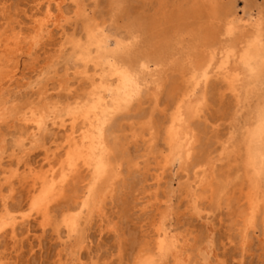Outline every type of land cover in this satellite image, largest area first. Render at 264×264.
I'll list each match as a JSON object with an SVG mask.
<instances>
[{
	"label": "bare ground",
	"instance_id": "obj_1",
	"mask_svg": "<svg viewBox=\"0 0 264 264\" xmlns=\"http://www.w3.org/2000/svg\"><path fill=\"white\" fill-rule=\"evenodd\" d=\"M121 1L97 0L98 15L78 22L75 61L62 75L38 52L57 31L65 35L73 8L85 14L84 0H37L28 24L2 7L0 264H18L23 241L34 251L49 229L55 264H225L211 232L215 215L221 225L227 217L236 253L250 251L255 237L264 249V2ZM107 13L114 24L105 23ZM26 55L38 79L22 97L11 86ZM211 96L243 108L227 139L217 118L202 114ZM232 105L222 104V114ZM14 124L20 151L3 129ZM28 144L43 146L42 162L29 159ZM223 160L235 163L231 169L241 161L239 184L230 185L231 170L216 173ZM173 167L186 176L176 186ZM181 195L206 219L204 233L176 225ZM134 218L141 223L131 229ZM105 233L116 238L115 261L100 262L94 249Z\"/></svg>",
	"mask_w": 264,
	"mask_h": 264
},
{
	"label": "rangeland",
	"instance_id": "obj_2",
	"mask_svg": "<svg viewBox=\"0 0 264 264\" xmlns=\"http://www.w3.org/2000/svg\"><path fill=\"white\" fill-rule=\"evenodd\" d=\"M117 1H119V4H118L120 5L119 7L124 6L123 1L121 0H117ZM240 1L241 0L237 1L239 6L243 4ZM258 1L260 3L264 2L263 0H258ZM79 2H81V0H79ZM36 3H37V0H0V12L3 6H7V8H10L13 11H16L17 16L19 15L22 18V20L28 24L29 23L28 17L32 12L35 11ZM84 4H85V8L87 9L85 14H82V15L80 14L76 16L75 15L76 9L75 8L72 9L69 15L70 18L68 19L65 25V32H66L65 35L61 38L60 35L62 33L60 31H57L53 39H51L52 41L50 43H45L41 45V50L38 52L39 58L41 60L45 58L42 61V64L44 65L46 64V62H49V64L52 66V67H49V70H52L53 68H59L58 73L60 75L63 74V72L65 71V67L68 66V63L75 61V57L73 54V49H72L70 40H72V38H74L75 36L78 37L81 35V25L78 22L81 20H87L93 17L94 15L96 16L97 14L95 13L96 10L98 9L97 0H84ZM100 7L103 8V10L107 9V7H102V6ZM114 12L116 16H118V14L116 13V9L113 11V13ZM113 13L111 14L107 13L106 15H104L105 23L114 24L113 18L115 19V16L113 15ZM98 18L101 21V17H98ZM113 30L114 29H112L111 33L113 32L114 34ZM113 39L114 37L111 36L110 40L112 41ZM55 42H58V43L55 44ZM64 45L66 47H64ZM111 45H113V42L111 43ZM61 47H63L62 51L60 50ZM32 58H33V55H26V57L22 58L20 71L17 73L18 80L14 82L11 86L13 89L12 91H17L20 95H22V97H25L26 94L31 95L30 92L32 90V86L28 84V81L30 80L35 81L36 79H38L37 74L35 75L33 74L34 73L33 69H35V66L33 64ZM72 69H74V67ZM78 83L79 82L77 81L76 87H79ZM41 87L42 85H37L36 87L33 88V90L36 91L34 92V94H32L33 97H35V95H38V93L42 91ZM63 92L64 91H61V93ZM221 101H223L222 104L224 103L233 104L230 110V113H231L230 115H226L225 113L224 115L222 114ZM148 105H149L148 101H146L143 104L144 107H149ZM242 109L243 108L241 107L240 104L235 106V100H233V98H229V96H227V98L226 97L223 98L222 100H220L218 96H215V98L211 96L208 98L207 104L205 105L202 111V114L207 116V118L210 121H215L217 118V121H216V123L218 124L217 130H219L220 133L223 135V137L227 139L228 136L230 135V132L233 131L232 129H234V124L236 123V121H241ZM3 129H4V132L6 133L7 139L9 140V146L13 147L17 151H20L19 147L13 145V136H12V135L17 134L18 126L14 124L12 128L7 129L6 127H4ZM241 129H236L237 131L235 133L237 137L240 136V133L242 131ZM10 130H13V132H11ZM56 131L57 130L55 129L53 130L54 133ZM236 136L233 137L234 140L239 139V138H236ZM41 141L40 143H42ZM27 147L31 149L29 151V154H30L29 159L33 162H42L43 157H44L43 146L39 144L38 146L34 147L28 144ZM10 150L11 149H9L8 152ZM11 158H14V157H11ZM6 159L7 160L10 159V157H6L5 160ZM222 163L225 164L224 167L218 168L217 166L216 173L219 174L222 171L228 172L231 170L230 177H229L230 185L239 184V182H241V180H243V178L245 177V171H244V167L241 161L237 162V165H236L237 169L236 168L231 169V168H234L233 166L235 165V163L228 162L227 160H223L221 162H218L217 164L219 165ZM176 169L177 167H173L172 169H170L169 171L170 173L168 175V177H170L169 179L171 178L174 179L173 181L174 186L178 184L177 181L184 182L186 180V176H183V171L181 172V175H179L180 178L175 176ZM220 177L221 175H218L217 179H220ZM22 197L23 195H21V198ZM178 205H179V208H176ZM174 206H175V211H176L175 216L180 218L178 223L176 224L177 226H180L181 229L185 228L187 230L194 228L196 229L195 233H199V232L204 233L206 231V227H208L206 219H199L197 214H193L192 211L189 210V208H186V202L184 198H182V195L175 199ZM137 214H140V212H137ZM213 218H214L213 223L215 224L213 225V229L211 232L214 233V236H216V245H217L216 251L220 256L219 258L221 261H224L225 264H241L240 260H243L242 261L243 264H262V260L264 259V257H262L264 253V249L261 248V244L259 242L260 237H255L253 239V245L250 251L246 252L244 255H241L240 253H236V251L234 250V247L230 246V244L227 243L228 239L226 238V235H225L226 225L228 224L227 217L225 215L223 216L224 218L223 225L220 224L218 215L213 216ZM139 219L134 218L133 220H130L128 223L129 224L128 226L131 229H134V226H139V224L141 223ZM33 225L34 227H37L36 223H34ZM91 231L93 233L97 232L96 225L93 227V229H91ZM5 240L8 241L9 239L6 237ZM56 242H57L56 235L51 229H49L46 235L42 237L41 243L38 241L34 242L35 244L34 251L30 250V246L28 242L23 241V246L21 247L18 255H16L18 264H55L54 252L56 251L55 250ZM116 242H117L116 238L112 236L110 233H105L101 237L100 240L95 241L94 249L98 247L97 252L100 255L98 257L100 262L110 261L111 259L115 261L118 258L117 255H118L119 249H118V245Z\"/></svg>",
	"mask_w": 264,
	"mask_h": 264
}]
</instances>
